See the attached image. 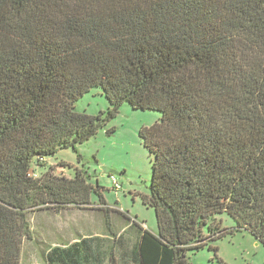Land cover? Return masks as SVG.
Segmentation results:
<instances>
[{"label":"trees","instance_id":"obj_1","mask_svg":"<svg viewBox=\"0 0 264 264\" xmlns=\"http://www.w3.org/2000/svg\"><path fill=\"white\" fill-rule=\"evenodd\" d=\"M93 87L108 110L76 111ZM125 102L162 113L140 131L158 228L134 219L131 260L191 264L245 230L264 242V0H0V264L21 263L31 211L91 203L85 171L37 177L33 161L85 143ZM97 239L46 264H105Z\"/></svg>","mask_w":264,"mask_h":264},{"label":"rangeland","instance_id":"obj_2","mask_svg":"<svg viewBox=\"0 0 264 264\" xmlns=\"http://www.w3.org/2000/svg\"><path fill=\"white\" fill-rule=\"evenodd\" d=\"M109 107L100 87L91 88L75 102L76 111L89 115ZM161 117L160 111L135 109L125 102L116 116L85 143L47 156L41 161L45 168L33 161L32 172L37 177L49 167L67 177L83 170L94 190L90 204L42 207L30 212L32 237L24 240L20 264H46L50 248L87 237L98 238L95 244L98 251L104 250L105 264H135L130 255L139 227L151 232L158 228L155 209L145 203L152 167L140 131ZM220 218L223 226L234 227V220L226 213ZM134 219L141 226L134 224ZM216 244L217 255L208 247L190 251L191 264H264V242L249 231L227 234Z\"/></svg>","mask_w":264,"mask_h":264},{"label":"built area","instance_id":"obj_3","mask_svg":"<svg viewBox=\"0 0 264 264\" xmlns=\"http://www.w3.org/2000/svg\"><path fill=\"white\" fill-rule=\"evenodd\" d=\"M115 187H116V189H118V187H119V186L116 184V186H115Z\"/></svg>","mask_w":264,"mask_h":264},{"label":"crops","instance_id":"obj_4","mask_svg":"<svg viewBox=\"0 0 264 264\" xmlns=\"http://www.w3.org/2000/svg\"><path fill=\"white\" fill-rule=\"evenodd\" d=\"M102 250H103V249H102ZM102 250H101V251H102ZM102 253H103V257H104V250L102 251Z\"/></svg>","mask_w":264,"mask_h":264}]
</instances>
